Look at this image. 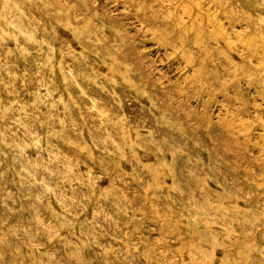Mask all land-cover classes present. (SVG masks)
<instances>
[{
	"label": "rangeland",
	"instance_id": "obj_1",
	"mask_svg": "<svg viewBox=\"0 0 264 264\" xmlns=\"http://www.w3.org/2000/svg\"><path fill=\"white\" fill-rule=\"evenodd\" d=\"M0 264H264V0H0Z\"/></svg>",
	"mask_w": 264,
	"mask_h": 264
}]
</instances>
